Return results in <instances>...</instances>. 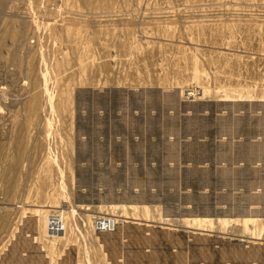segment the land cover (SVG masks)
I'll use <instances>...</instances> for the list:
<instances>
[{"label": "rangeland", "instance_id": "rangeland-1", "mask_svg": "<svg viewBox=\"0 0 264 264\" xmlns=\"http://www.w3.org/2000/svg\"><path fill=\"white\" fill-rule=\"evenodd\" d=\"M142 228L264 264V0H0V264H116Z\"/></svg>", "mask_w": 264, "mask_h": 264}, {"label": "water", "instance_id": "water-1", "mask_svg": "<svg viewBox=\"0 0 264 264\" xmlns=\"http://www.w3.org/2000/svg\"><path fill=\"white\" fill-rule=\"evenodd\" d=\"M136 234L140 236L142 243L138 246L132 247L133 249L127 251L122 247L123 244H125L123 242L122 246L120 245L122 254H120V258H118L121 259V261L116 262V264H128V262L131 264H229V261L221 260L218 255L219 249L215 244L211 245V251H213L212 254H214L213 261L206 259L204 260L203 257L197 252L190 253V248L194 247V244L190 239L182 236L180 241H173L175 243L171 245L168 244V240H170V238H168L166 234L159 230L156 232L158 239H156L155 242L159 244L162 254H159L158 259H150V253H152V249L145 242L149 240L148 233H146L142 228L141 230L139 229ZM239 245L241 250L246 249L245 245Z\"/></svg>", "mask_w": 264, "mask_h": 264}, {"label": "built area", "instance_id": "built-area-1", "mask_svg": "<svg viewBox=\"0 0 264 264\" xmlns=\"http://www.w3.org/2000/svg\"><path fill=\"white\" fill-rule=\"evenodd\" d=\"M56 210L57 211H53L51 212V214H49V220L47 222L48 224L47 233L49 235L48 237L51 238H57L61 233H63L62 226L55 223V221H57L56 220L57 215L60 212L58 211L59 208ZM91 217L93 220L91 227L95 232L99 233L110 229L107 221H103L102 219H99V217H94V215H92Z\"/></svg>", "mask_w": 264, "mask_h": 264}]
</instances>
